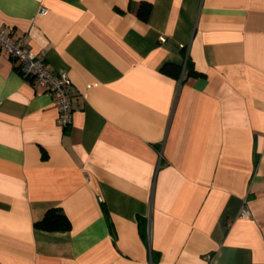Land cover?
<instances>
[{"label":"crops","instance_id":"obj_1","mask_svg":"<svg viewBox=\"0 0 264 264\" xmlns=\"http://www.w3.org/2000/svg\"><path fill=\"white\" fill-rule=\"evenodd\" d=\"M0 30L73 109L0 49V264H264V0H0Z\"/></svg>","mask_w":264,"mask_h":264},{"label":"built area","instance_id":"obj_2","mask_svg":"<svg viewBox=\"0 0 264 264\" xmlns=\"http://www.w3.org/2000/svg\"><path fill=\"white\" fill-rule=\"evenodd\" d=\"M27 40V33L13 38L11 30H0V49L7 53L15 63L16 69L24 77L31 79L36 87H42L52 94L58 107L57 122L60 126L66 127L71 123L73 110L67 90L70 79L65 71L50 70L42 58L28 47ZM238 215L240 217L250 216L246 199Z\"/></svg>","mask_w":264,"mask_h":264},{"label":"trees","instance_id":"obj_3","mask_svg":"<svg viewBox=\"0 0 264 264\" xmlns=\"http://www.w3.org/2000/svg\"><path fill=\"white\" fill-rule=\"evenodd\" d=\"M151 10V4L149 2H141L140 7L137 9V14L143 18H147ZM189 61L186 60V67ZM162 69L167 73L178 75L181 70V65L177 63H165ZM194 76H199L201 73L188 70ZM35 227L44 230H69L71 228V222L66 214L59 207H51L46 210L44 216L39 221L35 222Z\"/></svg>","mask_w":264,"mask_h":264}]
</instances>
